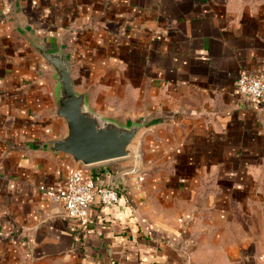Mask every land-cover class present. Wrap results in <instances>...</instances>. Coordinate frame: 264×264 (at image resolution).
Masks as SVG:
<instances>
[{"label":"crops","instance_id":"obj_1","mask_svg":"<svg viewBox=\"0 0 264 264\" xmlns=\"http://www.w3.org/2000/svg\"><path fill=\"white\" fill-rule=\"evenodd\" d=\"M32 36L92 108L145 122L90 167L120 199L86 223L40 190L75 164L47 147L66 124ZM262 68L264 0H0V264H264V100L238 89Z\"/></svg>","mask_w":264,"mask_h":264},{"label":"water","instance_id":"obj_2","mask_svg":"<svg viewBox=\"0 0 264 264\" xmlns=\"http://www.w3.org/2000/svg\"><path fill=\"white\" fill-rule=\"evenodd\" d=\"M31 42L52 69L55 112L66 124L61 137L47 141L48 149L71 157L75 165H94L132 155L145 122L121 121L92 108L89 93L76 88L66 50L51 48L36 36Z\"/></svg>","mask_w":264,"mask_h":264},{"label":"built area","instance_id":"obj_3","mask_svg":"<svg viewBox=\"0 0 264 264\" xmlns=\"http://www.w3.org/2000/svg\"><path fill=\"white\" fill-rule=\"evenodd\" d=\"M240 94L251 100H264V68L256 72H243L238 78ZM92 165H73L68 169L65 188L57 191L53 186L40 185V190L48 197L63 202L68 217L86 223L92 203L98 198L102 206H112L120 199V187L114 184L97 185ZM145 174H137L132 189H143Z\"/></svg>","mask_w":264,"mask_h":264}]
</instances>
